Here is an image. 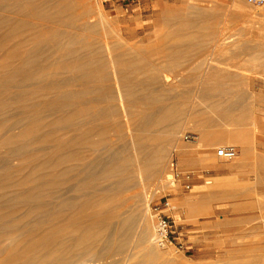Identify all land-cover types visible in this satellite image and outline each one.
<instances>
[{
	"label": "bare ground",
	"instance_id": "6f19581e",
	"mask_svg": "<svg viewBox=\"0 0 264 264\" xmlns=\"http://www.w3.org/2000/svg\"><path fill=\"white\" fill-rule=\"evenodd\" d=\"M86 1L0 0V160L13 165L0 175V264H70L87 252L68 248L79 250L102 237L107 246L119 240L123 249L125 202L116 194L95 190L90 195L85 189L96 179L100 184L115 177L117 188L128 192L140 186L137 196L143 197V188L166 173L169 145H182V129L171 131L169 124L184 111L175 104L190 90L171 97L172 87L161 83L168 78L162 76L166 70L149 53L116 52L104 42L109 51L107 59L101 58L88 40L93 23L85 19L97 4ZM78 21L85 26L76 28ZM19 78L37 83L14 90L12 83ZM231 87L200 84L195 94L211 102L218 91L228 95ZM236 101L217 99L212 103L230 105L224 109L213 103L198 113L209 112L213 123H208L214 126L240 109L232 105ZM209 135L204 132L201 138ZM119 140L127 147L116 148ZM96 165L101 168L93 171ZM70 191L75 196L65 197ZM147 207L140 214L142 237L154 241ZM30 220L39 221L22 227ZM112 227L118 228L103 235Z\"/></svg>",
	"mask_w": 264,
	"mask_h": 264
},
{
	"label": "rangeland",
	"instance_id": "374dc122",
	"mask_svg": "<svg viewBox=\"0 0 264 264\" xmlns=\"http://www.w3.org/2000/svg\"><path fill=\"white\" fill-rule=\"evenodd\" d=\"M92 1L97 5L93 14L85 17L93 23L87 34H90L88 40L93 50L100 52L101 58L107 59L109 51L104 42L111 43L112 50L116 52L133 50L149 53L153 63L160 61L159 64L165 68L162 76L168 78L161 80V83L172 87L171 97L181 91L190 92L185 93L180 104H175L181 105L184 111L176 112L175 120L172 119V125L169 124L171 131V128L175 131L182 129L179 142L182 145L179 144L181 146L175 149L174 145H169L166 173L143 188V197L137 196L142 190L140 186L128 192L117 188L119 180L115 177L104 183L102 181L103 185L98 184L96 179L90 188L85 189L90 195L98 190L116 194V197L123 199L125 203L122 208L126 212L123 217L128 218L124 227L127 233L125 237L128 236L125 247L119 248V240H113L107 246L102 237L95 244L83 247L84 249L68 248L75 252H87L84 258L73 257L70 264H264V66L259 65L264 61V55L242 54L264 47V39L260 37L264 36V5L258 6L248 0H169L170 5L153 6L146 15L138 16L137 11L130 7L133 2L138 4L137 0L86 2L93 3ZM84 26L82 21H78L75 27ZM185 49L186 55L182 54ZM162 51L164 55L160 53ZM176 75L179 76L178 80ZM28 83L36 84L37 81L25 82L19 78L12 86L14 90L23 89ZM211 83L232 85L228 95L220 93V90L212 101L237 100L239 102L232 105L240 108L230 115L218 118L214 126L208 123L211 121L209 112L204 115L198 113L209 109L214 102L204 101L195 94L200 84ZM229 105L217 103L218 108L225 109ZM240 114L244 115L242 119H239ZM212 117L216 119L218 116L212 114ZM202 124L204 126L200 127ZM204 127L233 130V133L229 135L224 130L204 131ZM201 128H204L202 130L205 133H211L207 140L203 141L201 138L204 133L200 132ZM198 132L201 135L196 136L195 133ZM189 134H193L196 139L186 140ZM113 138L117 139L116 136ZM127 145L123 140L115 144L118 149ZM221 145L235 146L238 155L233 160L215 158L214 170L206 165L207 150H215ZM30 149L34 151L35 145H31ZM197 156L199 160L196 159ZM4 160L1 157V176L13 168L9 161ZM96 166L95 170H90H100L101 166ZM177 172L181 173L180 178L176 177ZM186 173L191 174L193 185L196 177L204 174L201 192H195L196 185L190 190L185 188L183 174ZM67 185L71 189L72 184ZM74 194L70 191L64 196L69 198ZM184 195L187 199L182 203L180 196ZM4 197L11 198L8 194ZM166 200L170 201L172 207L167 213L177 224L186 225L189 251H178L173 245L160 247L155 240L151 241L152 238L146 240L142 237L140 218L144 204L148 205L147 215L153 221L152 237L155 238L156 222L151 206ZM17 201L19 200L15 199L12 202L18 203ZM196 212L207 213L201 215L206 227H192L188 224L191 221L185 222V214L189 218ZM38 221L30 220L29 226L22 227H34ZM119 222L116 221V225ZM116 228L118 227L103 231V235L107 232L109 235L113 230L115 232ZM111 250H114L112 255L100 257L102 253ZM116 252L119 253L114 254ZM93 253H99V256L93 258Z\"/></svg>",
	"mask_w": 264,
	"mask_h": 264
},
{
	"label": "built area",
	"instance_id": "2783aa9c",
	"mask_svg": "<svg viewBox=\"0 0 264 264\" xmlns=\"http://www.w3.org/2000/svg\"><path fill=\"white\" fill-rule=\"evenodd\" d=\"M258 6L264 5V0H248ZM196 137L193 134L186 136V140L193 141ZM217 156L227 160H233L238 155V150L233 145H221L216 149ZM176 177H181L177 172ZM185 188L190 190L193 187L192 176L189 173L183 174ZM169 200L152 204L151 212L156 222L155 226V243L160 247L173 245L178 251H189L188 231L186 225L177 224L176 221L167 212L171 210Z\"/></svg>",
	"mask_w": 264,
	"mask_h": 264
},
{
	"label": "crops",
	"instance_id": "0c3cea01",
	"mask_svg": "<svg viewBox=\"0 0 264 264\" xmlns=\"http://www.w3.org/2000/svg\"><path fill=\"white\" fill-rule=\"evenodd\" d=\"M137 1L139 2L138 4H135V2H133V4H131L130 7H132L133 10H136L137 11L136 14L138 16L139 15H141V16L146 15L145 13L148 12V11H150V9H152L153 6H159V5L165 6V5H170L171 4L169 0H137ZM128 8H129V6H128ZM260 37H262L264 39V36L263 35H261ZM172 38H175V37H170V39H172ZM255 38H257V37H255ZM263 48H261V49H254V50H252V52H244L242 54L245 55V56H250V55L252 56L254 54L256 56H258V55L260 56L262 54L264 55V49ZM251 49H252V47H251ZM182 54H185L186 55L187 54V49H185ZM259 65L264 66V61L261 62ZM217 71L219 72L220 70L218 69ZM201 129L204 130V128H201ZM206 130L207 131L208 130H220V131L222 130L223 131L224 129H216V128L215 129L214 128L213 129H208V128L206 129L205 128V131ZM224 131H227V133L229 135L233 133V132H231L233 130H228L227 129V130H224ZM195 135L198 136V135H201V134H200V132H198V133H195ZM207 154H208V163H206V165H208V166L212 167V169L216 170V164H215V161H214L215 158L218 157L217 156V153H216V149L214 150V149L209 148L207 150ZM196 159L199 160L198 159V156L196 157ZM199 166H201V165L199 164ZM217 176H215L214 178H217ZM203 180H204V174L203 175H199V177H196L195 182H194V185L192 187V188H194L195 185H196V188H195L196 191L195 192H201V190H203V187H202L203 184H204L203 183ZM180 198L182 199V201H181L182 203L184 202V200L187 199L185 195L184 196H180ZM203 214L207 215V213H201V214L199 213L198 214L196 212V213L191 214V216L189 218H187V216L185 214L184 215L185 222H187V220L191 221L188 224L190 226H192V227H206L207 225L204 224V222H202V220H201V215L204 216Z\"/></svg>",
	"mask_w": 264,
	"mask_h": 264
}]
</instances>
